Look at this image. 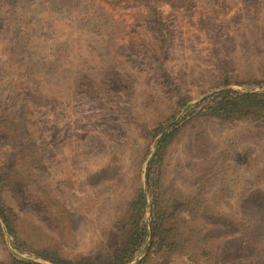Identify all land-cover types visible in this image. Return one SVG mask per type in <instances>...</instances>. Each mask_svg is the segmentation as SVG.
<instances>
[{"label":"rangeland","instance_id":"obj_1","mask_svg":"<svg viewBox=\"0 0 264 264\" xmlns=\"http://www.w3.org/2000/svg\"><path fill=\"white\" fill-rule=\"evenodd\" d=\"M108 1L26 0L23 49L11 48L13 11L0 19V194L25 247L0 217V264H55L42 249L76 262L117 254L138 187L147 237L126 264H195L206 235L220 264H264V123H186L147 178L163 133L200 99L264 91V0L253 12L229 0L220 14L218 0H165L167 42L139 1ZM156 191L173 251L151 247Z\"/></svg>","mask_w":264,"mask_h":264},{"label":"trees","instance_id":"obj_2","mask_svg":"<svg viewBox=\"0 0 264 264\" xmlns=\"http://www.w3.org/2000/svg\"><path fill=\"white\" fill-rule=\"evenodd\" d=\"M119 0H109L110 3L118 2ZM142 4L143 7L149 11L150 15L155 19V26L159 36L164 38V41H168V30L165 23L160 19L159 6L165 0H136ZM229 0H218L217 13H221V10L225 7V2ZM26 2V0H0V19H3L6 12L13 11V26L10 29V43H12V49H23L26 39L30 38L33 34L34 28L32 26L33 19L24 15V12L20 7ZM236 2V1H234ZM240 3L244 4V7L250 11H256L260 9L261 0H239ZM264 10V9H263ZM164 46V43L162 44ZM158 58L156 59V62ZM231 81L227 76H224L221 85H227ZM237 80L235 81V83ZM258 83L264 84V79ZM187 101V98L178 94L177 105L180 107ZM215 118L220 121L228 122L238 119L247 121H256L264 123V91H253V92H239L228 88L220 89L208 96L200 99L195 105L190 107L184 115L181 117V124L177 123L172 125L166 132L163 133L161 139L157 142L155 151L151 158V162L147 168V178L153 179V175L160 174L161 165L164 162L167 154L168 146L172 143L178 132L184 124H193L201 119ZM159 131V130H158ZM1 180H2V176ZM3 181V180H2ZM159 180L157 181L158 188ZM150 186V183H149ZM0 185V193H1ZM162 192L156 191L151 197V247L157 250H168L173 251L176 249L177 241L174 238L172 229L166 225L165 214H161L160 197ZM129 208L131 211L130 216L126 220V226L123 225L124 230L122 243L117 251V254H113L104 260L97 262H76L70 259L63 258L56 251L42 249L35 251L38 255L46 258L55 264H126L131 261L134 254L138 252L141 247L145 244L147 237V229L143 219L145 211V196L141 187H138L136 194L133 199L129 202ZM0 217L5 224V228L13 236L16 244L20 248H25L23 244L18 241L17 228L15 221L8 211L0 194ZM232 225L236 232H238L244 242L253 240L251 234V227L245 224H238L231 220ZM1 230V229H0ZM174 231V230H173ZM208 235L205 238H200L198 244L191 245L189 251V258L195 264H220L217 260L216 254L207 245L206 241ZM15 264H40L38 262L19 259L15 260Z\"/></svg>","mask_w":264,"mask_h":264},{"label":"water","instance_id":"obj_3","mask_svg":"<svg viewBox=\"0 0 264 264\" xmlns=\"http://www.w3.org/2000/svg\"><path fill=\"white\" fill-rule=\"evenodd\" d=\"M168 125H169V124H168ZM168 125H167V126H168ZM167 126H166V127H167ZM166 127H165V128H166ZM165 128H164V129H163V130L160 132V134H159L158 138H159V137L162 135V133H163V131L165 130ZM158 138H157L155 141H157V140H158Z\"/></svg>","mask_w":264,"mask_h":264}]
</instances>
